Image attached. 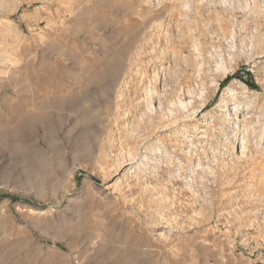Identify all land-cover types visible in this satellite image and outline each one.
<instances>
[{"label": "rangeland", "instance_id": "obj_1", "mask_svg": "<svg viewBox=\"0 0 264 264\" xmlns=\"http://www.w3.org/2000/svg\"><path fill=\"white\" fill-rule=\"evenodd\" d=\"M14 129L59 159L3 143L0 264H264V0H0Z\"/></svg>", "mask_w": 264, "mask_h": 264}, {"label": "bare ground", "instance_id": "obj_2", "mask_svg": "<svg viewBox=\"0 0 264 264\" xmlns=\"http://www.w3.org/2000/svg\"><path fill=\"white\" fill-rule=\"evenodd\" d=\"M118 62L114 61L110 65V70L108 72V75H106L107 81H105V86L100 88V99L101 101L103 100L104 102L108 101V92L106 89L110 85V81H114L116 75H117V70H118ZM107 73V72H106ZM107 84V85H106ZM102 86V85H101ZM106 87V88H105ZM106 90V92H105ZM152 90H150L146 95H147V104L148 107L150 108L149 112L152 113L153 108H152ZM88 102V96L86 94H81L78 96H74L68 100H64L63 98L60 100V103L58 105V109H63L65 107H70L71 110L78 111L80 112L82 110L83 104H86ZM180 108L183 111L188 110V107L190 106V101L188 102H179L178 103ZM69 105V106H67ZM87 109V108H86ZM91 112V111H90ZM91 114L89 113H81L80 118L87 120L90 118ZM141 122H143V119H141ZM49 123L48 118H44L42 120V124L46 125ZM21 126V125H19ZM16 130V129H14ZM87 130H81L77 137H80L81 135L86 136L87 135ZM90 133V131H89ZM10 138V144L8 145L9 151L12 154V162L13 165L15 164L16 166L18 164H23L25 165V168L28 171L35 170L37 172H46L48 169L52 168V163L53 161L59 159V154L55 149L53 148L54 144V134H49L47 136L41 137V139L37 142H35L36 147L32 146L28 147L27 143L25 144V136L23 134L22 130H16L13 132H0V152H2V145L4 142H7V138ZM41 144H43L44 148L41 147ZM81 148H86L87 143H80ZM79 147V148H80ZM4 154V153H3ZM2 155V154H1ZM22 165V166H23ZM56 166L61 167L60 162H56ZM1 166H0V175H1Z\"/></svg>", "mask_w": 264, "mask_h": 264}, {"label": "trees", "instance_id": "obj_3", "mask_svg": "<svg viewBox=\"0 0 264 264\" xmlns=\"http://www.w3.org/2000/svg\"><path fill=\"white\" fill-rule=\"evenodd\" d=\"M228 80H229V79L227 78L225 81H228ZM244 84H245L246 86L250 87V85L247 84V82H244Z\"/></svg>", "mask_w": 264, "mask_h": 264}]
</instances>
